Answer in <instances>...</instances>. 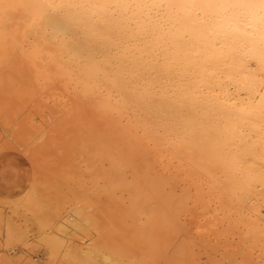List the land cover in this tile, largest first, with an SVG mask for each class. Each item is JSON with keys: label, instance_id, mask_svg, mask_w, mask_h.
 <instances>
[{"label": "bare ground", "instance_id": "6f19581e", "mask_svg": "<svg viewBox=\"0 0 264 264\" xmlns=\"http://www.w3.org/2000/svg\"><path fill=\"white\" fill-rule=\"evenodd\" d=\"M29 41L62 90L37 111L34 156L64 158L84 190L53 221L26 200L55 255L92 225L110 264H264V0H0V65Z\"/></svg>", "mask_w": 264, "mask_h": 264}, {"label": "rangeland", "instance_id": "374dc122", "mask_svg": "<svg viewBox=\"0 0 264 264\" xmlns=\"http://www.w3.org/2000/svg\"><path fill=\"white\" fill-rule=\"evenodd\" d=\"M19 44L23 45L24 49L22 48V46H18ZM26 44H27V46H26ZM18 45L16 46V48L18 47L17 48L18 51H16V49L13 50L17 54L12 51L14 53V55H13V53L9 55V58L11 57V59H12L11 62L13 61L12 64L14 63L13 64L14 66L12 67L13 70H12V68L9 67L11 64V62H9V64H8L9 58L7 59L8 61H5L4 63H2L0 65V77L1 78L4 77L3 73L5 75L7 74L6 77L8 75L10 76V74L15 73V76L11 75L10 78H8V79L5 78L7 81H10L7 83L9 88L6 86L7 81L2 82V83H5L6 85H3L0 83V86L2 85V89L0 87V95H3L0 97V99H1L0 100V264H92V263L93 264H110V261L106 258L105 252H103L101 255H99L98 256L99 258H97L95 254L89 253L93 249L92 248L93 242H94V239L96 238L95 236H97L96 229L92 225L89 227H85L83 225L79 226V228L82 230L79 229V231L77 232V236L74 234L71 238L70 237L67 238V237H65V235L61 234V236H62L61 238H63V239L66 238L64 240L67 241V244H71L73 246L74 252H72V253H75V255H73L74 258L72 257V253L71 254L68 253L69 255L67 254V252L65 250L66 249L65 246L63 247V249H61L62 251L60 250V253L58 255H55L54 252L52 251V249L50 248L49 243H48V239L50 236L49 233H50L51 229L49 227H47L42 232H39L38 231V227H39L38 222L39 221L37 219H35L34 214L31 211H29L28 208H26L27 207L26 206V200L30 197H34V198L37 197L36 199L41 200L42 204H43L42 208L44 210V213H43L44 214L43 215V221L44 222L46 220H48V218H50L53 221V219L56 215H60V217H59V219H60L62 217V215L63 216L66 214L68 215V213H70L73 210L72 208H79L82 206L81 196H82L84 190L81 186H79L80 184L79 185L77 184V183H79V179H78L79 177L77 174H75L74 171H72V167H70L71 168L70 172L72 174L74 172V174L72 175V177H70L71 176V173L69 172L70 168L68 167L69 165H67L66 161L64 162V160H63L64 158L59 157V156L53 157V155L50 153H48V155H47V152L49 149L44 150L46 153L43 152L42 151L43 149H42L41 150L42 154L40 153L39 155L37 154V156L36 155L34 156V152L38 151L36 149L35 145L38 147V149H40V146L37 145V144H39V142L37 140V136L39 137V134H36L38 131L36 132L34 130L37 127H39V125L41 123V119H40L41 116L40 117L38 116V115H40L39 110H42L44 108L43 105H45V104L48 106H52L51 105L52 103L54 104L57 100L62 99V96H61L62 90L60 89V86H59L57 80H54L55 82H53L49 85L43 83L42 80H40L41 82L38 80L37 75H36L35 71L33 70L34 67H32L33 69L31 68L32 62L31 61L29 62V60H31V59H29L30 54H31V52H30L31 47L29 48V46H31L30 41H29V43L24 42V44L18 43ZM20 47H21V49L24 50L23 54H22V52H20V50H21ZM27 47H28L29 51L27 50ZM23 50H21V51H23ZM25 52H27V53H25ZM24 54L26 55V57ZM17 55H18V57L19 56H23V57L18 58ZM24 57L26 59L28 57L29 60L28 59L26 60ZM13 58H15V59H13ZM17 58H18V60H17ZM20 59H21V61H22V59H24V61L26 60L28 65L24 61H22L23 66H21L20 65V63H21ZM4 64H5V66H4ZM6 64H7V66H6ZM12 64H11V66H12ZM24 64H26V65H24ZM2 65H3V68H2ZM19 65H20V68L22 71H23V69H25L23 72L21 71V74H22L21 78H20L21 75L20 76L18 75L20 72V70H19L20 68L18 67ZM28 66H30V67L28 68ZM5 67H7L8 69L6 68V70H5ZM9 71H14V72H9ZM16 71H17V73H16ZM30 71H31V74H29ZM27 72H29V73H27ZM1 74L3 77L1 76ZM23 74H26V75H24L25 78H24ZM31 75H33L32 78H31ZM12 76L17 77V78L15 79ZM1 78H0V82H1ZM5 79L3 78L2 80L4 81ZM12 79H15V80H12ZM30 79H32V80H30ZM16 80L19 83H17ZM20 80L21 81L24 80L25 83L23 81L21 82ZM12 82H13L12 85H14V86H11ZM15 82L17 83V85ZM37 82L40 85L37 84ZM9 83H10V86H9ZM23 83L25 84V87H22ZM28 83H30V84H28ZM41 83H42V85L44 84L43 85L44 87L41 86ZM31 84H32V86H31ZM18 85L19 86L21 85V87H19ZM26 85H29V86H26ZM4 86H5V88H4ZM16 86H18L20 89L17 88ZM15 87L17 88L18 91L15 89ZM27 87L29 90L28 92L26 91ZM49 87H51V88H49ZM10 88H11V90L13 89L12 92L9 91L10 93L8 91L4 90V89L9 90ZM36 88L38 90L40 89L41 91H38ZM31 89H33V91ZM44 90H47V92L45 91L44 93H42ZM1 91H2V93H1ZM13 91H16V92H13ZM4 93H6V94L9 93V94H7L8 98L6 97V94L4 95ZM11 93H14V96L11 95ZM23 93L24 94L28 93L26 95L32 96V97L28 98L25 95H22ZM29 93H30V95H29ZM40 93H41V95H40ZM46 93L47 94L49 93L51 95V97H49L50 95L49 94L47 95ZM37 95L41 96V97H37L36 100H33L34 102L32 104V101L30 99L31 98L35 99V96H37ZM9 96L12 97L13 99L10 98ZM16 98H17V100H15ZM26 98H28V99H26ZM49 98L52 101H50ZM21 99H23V100H21ZM25 99L27 102L25 101ZM19 101H23V102H19ZM20 103H22V104H20ZM24 103H25V105H23ZM49 103H51V104H49ZM4 105H6V106L8 105V106L6 107ZM16 105H18V106H16ZM32 105H33V108L35 105L34 109L31 108ZM20 106H24V107L22 108ZM40 107H43V108H40ZM5 108H7V110ZM30 108L33 111L36 109L34 112L35 114L33 113L32 110H30V112L32 114H34L33 116L29 112ZM18 109H19V111L20 110L21 111L20 112L17 111ZM23 110L25 112H23ZM3 111H5V112H3ZM26 111H28L30 113V115H28L27 114L28 112H26ZM37 111H39V112H37ZM3 114H5V116ZM11 115H13V116H11ZM28 116L30 117L29 119L27 118ZM34 117L38 118V120ZM14 118L16 121L14 120ZM31 119H33V121ZM29 120L33 123H31ZM11 121H12V123H11ZM36 123L38 126L34 127L33 124L35 125ZM28 125H30V127L32 125L31 129L28 127ZM32 128H34V129H32ZM11 129H13V130H11ZM16 129H19V130H16ZM20 133H21V135H20ZM13 134L16 135L17 137L15 138V136ZM18 137L21 139H19ZM28 138H29V140H28ZM16 139H17V141H16ZM19 141H20V143H19ZM30 144L33 146H31ZM28 145L30 146V148L28 147ZM27 147H28V149H27ZM34 147H35V149H34ZM31 148L34 150L32 151ZM25 151H27V152L25 153ZM49 152H51V151L49 150ZM45 154H46V156H45ZM41 155H42V157H41ZM49 155H52V156H49ZM59 160H61V161H59ZM61 162L66 163V165L62 164ZM62 165L64 167H61ZM61 168H63L62 171L63 170L65 171V168L68 170V171H65L66 176H63L64 171L60 172ZM67 172H69V173H67ZM55 173H58L59 175L58 174L56 175ZM74 175L75 176L77 175L78 178L75 177ZM67 176L70 179H72L74 177L75 179H77V182L74 180V178L72 180H65V179H68ZM63 178H64V180H63ZM73 180L76 183L73 182ZM63 181H65V182H63ZM72 182L75 183L76 185H78V187H76V185L74 186V184H72ZM85 182H87L85 185H89L88 179H86ZM71 186H72V188H70ZM53 188H54V190H53ZM68 188L70 189V191ZM73 188H75V189H73ZM76 188H78V189L76 190ZM71 189H72V191H71ZM81 190H82V193H81ZM80 193H81V195H80ZM240 194H241V197L244 200V202L248 205H251L255 201L254 196L251 195L247 191H243ZM77 198H78V200H77ZM74 206H77V207H74ZM56 208L58 209V211H56ZM79 221L80 220H78V222ZM87 232H89V234L91 235L89 237L90 239L88 238ZM84 236H86V237H84ZM82 237H84L85 240ZM89 241L92 242V243L90 242L91 246H88ZM75 247H77L80 250H76L77 248H75ZM82 251H83V253H81ZM64 252H66V253L64 254ZM202 252H204V251H202ZM200 257L202 259L201 261H205L207 259L206 254L200 255ZM94 258H96V259H94ZM93 260H95V261H93ZM157 264H163V263L158 262Z\"/></svg>", "mask_w": 264, "mask_h": 264}]
</instances>
